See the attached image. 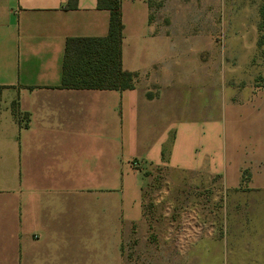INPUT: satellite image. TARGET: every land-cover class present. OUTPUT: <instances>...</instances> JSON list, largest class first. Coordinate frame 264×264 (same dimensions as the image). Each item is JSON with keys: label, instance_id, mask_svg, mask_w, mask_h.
Here are the masks:
<instances>
[{"label": "crops", "instance_id": "0c3cea01", "mask_svg": "<svg viewBox=\"0 0 264 264\" xmlns=\"http://www.w3.org/2000/svg\"><path fill=\"white\" fill-rule=\"evenodd\" d=\"M120 17L133 87L63 88L66 38L106 35L109 10L97 0H0V264H125V240L147 238L146 204L188 195L147 190L157 172L173 187L217 176L231 189L249 168L252 187L264 188V146L223 133L215 102L212 117L189 87L183 49L154 31L148 1L120 0ZM247 194L257 202L228 207L227 264H264V190ZM191 216L181 232L199 228Z\"/></svg>", "mask_w": 264, "mask_h": 264}, {"label": "rangeland", "instance_id": "374dc122", "mask_svg": "<svg viewBox=\"0 0 264 264\" xmlns=\"http://www.w3.org/2000/svg\"><path fill=\"white\" fill-rule=\"evenodd\" d=\"M147 1L154 31L167 34L170 47L183 49L185 72L194 78L189 87L200 92L202 105H211L212 117L215 102L223 133L236 141L239 137L254 150L264 146L258 141L264 136V0ZM250 180L246 168L231 189H224L217 176L208 183L173 187L157 172L147 190L188 195L146 204L153 211L147 238L125 240L124 263L227 264L224 236L229 204L255 203L257 199L247 193L264 190L252 187ZM227 190L247 193L244 198H231L224 196ZM193 212L199 228L181 232L179 222L192 219ZM212 223L215 228L209 237Z\"/></svg>", "mask_w": 264, "mask_h": 264}, {"label": "trees", "instance_id": "16d2710c", "mask_svg": "<svg viewBox=\"0 0 264 264\" xmlns=\"http://www.w3.org/2000/svg\"><path fill=\"white\" fill-rule=\"evenodd\" d=\"M68 6L74 7L75 0H68ZM97 6L109 10L107 33L101 37L66 38L59 86L119 90L132 88L136 73L123 70L120 64V0H97ZM12 110L17 113L14 103Z\"/></svg>", "mask_w": 264, "mask_h": 264}, {"label": "built area", "instance_id": "2783aa9c", "mask_svg": "<svg viewBox=\"0 0 264 264\" xmlns=\"http://www.w3.org/2000/svg\"><path fill=\"white\" fill-rule=\"evenodd\" d=\"M131 165L136 168V169H140L141 168V162L137 159H132L131 160Z\"/></svg>", "mask_w": 264, "mask_h": 264}]
</instances>
